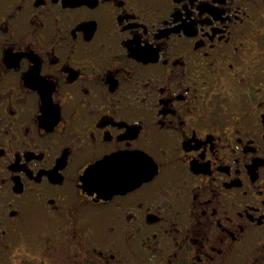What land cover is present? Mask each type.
I'll list each match as a JSON object with an SVG mask.
<instances>
[{
  "label": "flooded vegetation",
  "instance_id": "af4514ba",
  "mask_svg": "<svg viewBox=\"0 0 264 264\" xmlns=\"http://www.w3.org/2000/svg\"><path fill=\"white\" fill-rule=\"evenodd\" d=\"M0 264H264V0H0Z\"/></svg>",
  "mask_w": 264,
  "mask_h": 264
},
{
  "label": "water",
  "instance_id": "95a60500",
  "mask_svg": "<svg viewBox=\"0 0 264 264\" xmlns=\"http://www.w3.org/2000/svg\"><path fill=\"white\" fill-rule=\"evenodd\" d=\"M136 158H131L129 159L130 160V166H131V169L128 170V168L126 167V160L123 158L121 159L120 163L118 161H114V164H113V168L115 169V171L117 173L120 174L121 176V179L120 180H124L123 183L124 184H132V183H136L138 181H136V178L133 177V174L139 172V175L142 176L144 172H142L141 170H138L136 168V164H135V160ZM101 162L97 163V164H94L92 165L91 167L88 168L87 172L88 173H91V171L93 172L94 169H95V166L99 165ZM130 171V172H129ZM151 170H147L146 173H149ZM87 173V175H88ZM145 176V175H144ZM105 178V177H104ZM118 180V178H113V177H109V179L105 182L108 186H107V189L111 188L112 186H115V184H119L120 182L119 181H116Z\"/></svg>",
  "mask_w": 264,
  "mask_h": 264
}]
</instances>
